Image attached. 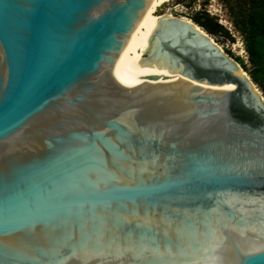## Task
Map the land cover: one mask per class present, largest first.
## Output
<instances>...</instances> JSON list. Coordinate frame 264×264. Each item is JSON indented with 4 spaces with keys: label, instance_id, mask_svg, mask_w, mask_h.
<instances>
[{
    "label": "water",
    "instance_id": "95a60500",
    "mask_svg": "<svg viewBox=\"0 0 264 264\" xmlns=\"http://www.w3.org/2000/svg\"><path fill=\"white\" fill-rule=\"evenodd\" d=\"M152 1L0 0V264H264V96L177 16L134 66L218 90L119 77Z\"/></svg>",
    "mask_w": 264,
    "mask_h": 264
},
{
    "label": "rangeland",
    "instance_id": "374dc122",
    "mask_svg": "<svg viewBox=\"0 0 264 264\" xmlns=\"http://www.w3.org/2000/svg\"><path fill=\"white\" fill-rule=\"evenodd\" d=\"M249 10V6L244 4V0H229L228 2L222 0H174L159 7L157 13L163 15L168 12L177 17H186L196 23L209 33V36L229 56L233 59L235 58L232 55L238 56L242 63L237 62L251 77V62L246 51L245 34L242 32V28L248 27ZM197 12H204L214 17L217 24L221 25L225 31H218L216 34L209 32L194 21L193 17ZM251 79L253 80L252 77ZM253 82L264 96L261 86L254 80Z\"/></svg>",
    "mask_w": 264,
    "mask_h": 264
},
{
    "label": "bare ground",
    "instance_id": "6f19581e",
    "mask_svg": "<svg viewBox=\"0 0 264 264\" xmlns=\"http://www.w3.org/2000/svg\"><path fill=\"white\" fill-rule=\"evenodd\" d=\"M171 1H174V0H153L151 2L141 22L139 23L135 31L130 36V39L126 47L121 52V54L118 57L117 62L115 63L116 74L119 77L125 78V79H160L162 81H169L177 85H183L182 84L183 82H187L189 85L202 86L203 88H206L210 91L218 90V87L215 85H212L211 87H209V85L204 86L205 83L199 84L196 81L178 78L166 69H156L152 67H144L142 69H137L134 66L141 52L147 49L148 39L151 37L158 20L164 15L175 17L173 14L168 13V12L163 15H160L157 13L159 7ZM181 18L193 24L195 28H197L202 33L206 34V32L201 27L193 23L190 19L186 17H181ZM210 39L217 46H219L221 50H223L222 47L218 45L212 39V37H210ZM240 69L242 70L244 75H246L250 79V81H252L250 76H248V74L241 67ZM253 87H254L255 92H257L260 96H262L261 91L257 88L255 84Z\"/></svg>",
    "mask_w": 264,
    "mask_h": 264
},
{
    "label": "trees",
    "instance_id": "16d2710c",
    "mask_svg": "<svg viewBox=\"0 0 264 264\" xmlns=\"http://www.w3.org/2000/svg\"><path fill=\"white\" fill-rule=\"evenodd\" d=\"M244 4L250 9L248 27L242 28L245 34L246 51L251 62L250 75L261 86L264 94V0H244ZM193 19L211 33L225 31L221 25L217 24L214 17L207 13L197 12ZM232 56L242 63L238 56Z\"/></svg>",
    "mask_w": 264,
    "mask_h": 264
}]
</instances>
